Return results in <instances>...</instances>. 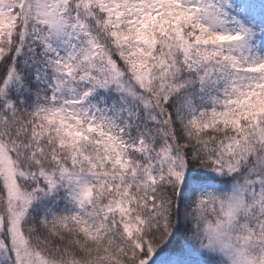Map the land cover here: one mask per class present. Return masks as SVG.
Returning <instances> with one entry per match:
<instances>
[{
    "label": "snow or ice",
    "instance_id": "snow-or-ice-1",
    "mask_svg": "<svg viewBox=\"0 0 264 264\" xmlns=\"http://www.w3.org/2000/svg\"><path fill=\"white\" fill-rule=\"evenodd\" d=\"M0 264H264V0H0Z\"/></svg>",
    "mask_w": 264,
    "mask_h": 264
}]
</instances>
